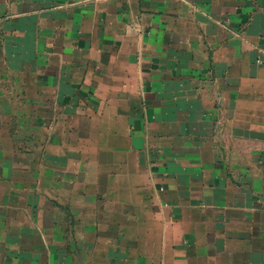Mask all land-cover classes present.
<instances>
[{
  "label": "crops",
  "instance_id": "1",
  "mask_svg": "<svg viewBox=\"0 0 264 264\" xmlns=\"http://www.w3.org/2000/svg\"><path fill=\"white\" fill-rule=\"evenodd\" d=\"M0 264H264V0H0Z\"/></svg>",
  "mask_w": 264,
  "mask_h": 264
}]
</instances>
